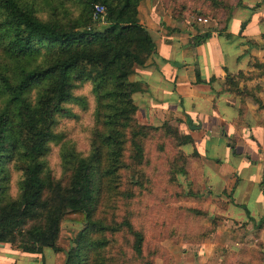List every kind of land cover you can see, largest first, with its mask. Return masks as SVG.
Returning a JSON list of instances; mask_svg holds the SVG:
<instances>
[{
	"label": "trees",
	"instance_id": "1",
	"mask_svg": "<svg viewBox=\"0 0 264 264\" xmlns=\"http://www.w3.org/2000/svg\"><path fill=\"white\" fill-rule=\"evenodd\" d=\"M73 1L76 16L50 21L17 0H0V50L15 70L0 72V243L32 254L50 248L53 264H153L151 252L142 253L141 226L133 227L126 207L152 187L143 166L153 133L172 137L175 146L183 142L169 123L153 126L136 118L131 77L155 50L137 17L142 0ZM94 4L103 6L100 27L91 22ZM224 81L238 91L233 77ZM84 82L90 84L91 123L85 147H79L59 125L77 121L74 107L87 109L86 99L73 93ZM52 146L57 172L48 164ZM197 156L194 150L181 157L183 163L168 161V181L185 175L188 158ZM9 163L21 176L14 198L6 192ZM193 192L183 197L198 199ZM62 221L82 224L65 251L57 246ZM117 234L131 237L129 255Z\"/></svg>",
	"mask_w": 264,
	"mask_h": 264
},
{
	"label": "crops",
	"instance_id": "2",
	"mask_svg": "<svg viewBox=\"0 0 264 264\" xmlns=\"http://www.w3.org/2000/svg\"><path fill=\"white\" fill-rule=\"evenodd\" d=\"M167 12L159 0H142L137 6L155 50L144 65L134 67L132 100L140 123L167 122L186 137L185 146L196 151L215 203L224 202L223 209L215 207L226 221L209 241L211 252L232 244L238 222L264 219V0L241 1L223 23L207 25L208 35L198 43L204 33ZM226 75L237 80L238 91L225 88ZM209 140L220 141L215 147L238 162L204 158ZM262 255L264 264V246ZM201 260L199 255L197 264ZM50 261L42 253L0 243V264Z\"/></svg>",
	"mask_w": 264,
	"mask_h": 264
},
{
	"label": "rangeland",
	"instance_id": "3",
	"mask_svg": "<svg viewBox=\"0 0 264 264\" xmlns=\"http://www.w3.org/2000/svg\"><path fill=\"white\" fill-rule=\"evenodd\" d=\"M28 6L41 20L64 21L67 17L78 14L79 8L73 0H17ZM174 19H182L185 26L202 33L208 31L207 25L221 24L229 16L230 11L236 5L245 0H159ZM76 2V1H75ZM196 17H204L208 24L201 29L195 22ZM92 22V21H91ZM95 27L101 24L94 23ZM232 24L230 23L229 26ZM90 27V24L86 28ZM33 64V63H32ZM12 62L0 50V72L5 75L15 73ZM26 66H29L26 64ZM90 84L84 82L73 91L74 95L84 97L87 101V109L82 112L74 107L73 111L79 114L77 121L65 120L59 125L60 129L69 132L71 139L75 140L79 147H85L86 128L90 125V108L92 96L89 93ZM184 138V140H183ZM186 137L180 136L179 146L174 145V139L160 133H153L146 141L145 155L148 163L143 166L146 175L152 185L148 194L133 198L126 207L130 214V223L134 228L141 226L143 231L142 253L148 251V256L153 264H197L199 255L203 258L200 264H259L263 258L264 246V222L246 221L232 231L230 237L232 244L229 246H215L209 250V241L220 223L226 221L222 215L215 214L216 208L223 209L224 202L215 203V193L203 181L201 169L196 158H188L185 175H174V181H168L167 162L183 163L181 157L190 155L192 150L185 146ZM214 142H205L202 156L205 158H220L237 163L236 159L225 156L220 147H215ZM222 143V141H221ZM238 149V148H237ZM57 148L51 147L48 155V164L57 172ZM8 182L7 194L16 197L18 193V181L20 172L13 163L7 165ZM131 178V177H130ZM248 178V175H246ZM251 179V178H250ZM251 185V184H250ZM191 190L196 193L194 197H183L184 192ZM125 208V207H124ZM124 208L120 207L117 215L123 214ZM248 208V207H246ZM188 209H195L205 214L194 215ZM235 223V224H238ZM82 224L71 221H62L58 234L57 246L66 250L71 245V239ZM127 239V240H125ZM131 237L117 234V243L127 255L130 254L128 243ZM44 260L49 263L53 258L50 248H43ZM155 254L152 259L151 256ZM137 264V263H123Z\"/></svg>",
	"mask_w": 264,
	"mask_h": 264
},
{
	"label": "built area",
	"instance_id": "4",
	"mask_svg": "<svg viewBox=\"0 0 264 264\" xmlns=\"http://www.w3.org/2000/svg\"><path fill=\"white\" fill-rule=\"evenodd\" d=\"M103 11V6L99 4H94L92 6V11H91V21L93 23H97L101 20V12ZM195 22L206 25L208 23V20L204 17H196Z\"/></svg>",
	"mask_w": 264,
	"mask_h": 264
}]
</instances>
